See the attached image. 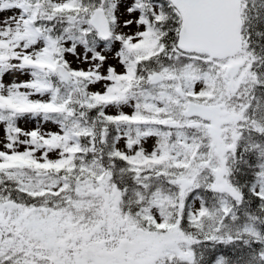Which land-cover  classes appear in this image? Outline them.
<instances>
[{
    "label": "snow or ice",
    "instance_id": "1",
    "mask_svg": "<svg viewBox=\"0 0 264 264\" xmlns=\"http://www.w3.org/2000/svg\"><path fill=\"white\" fill-rule=\"evenodd\" d=\"M0 264H264V0H0Z\"/></svg>",
    "mask_w": 264,
    "mask_h": 264
}]
</instances>
